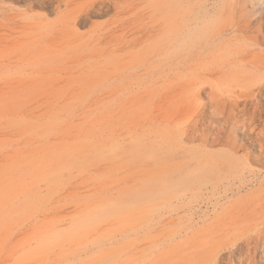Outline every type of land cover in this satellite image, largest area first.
Wrapping results in <instances>:
<instances>
[{
	"label": "rangeland",
	"instance_id": "374dc122",
	"mask_svg": "<svg viewBox=\"0 0 264 264\" xmlns=\"http://www.w3.org/2000/svg\"><path fill=\"white\" fill-rule=\"evenodd\" d=\"M263 76L264 0H0V264H264Z\"/></svg>",
	"mask_w": 264,
	"mask_h": 264
},
{
	"label": "bare ground",
	"instance_id": "6f19581e",
	"mask_svg": "<svg viewBox=\"0 0 264 264\" xmlns=\"http://www.w3.org/2000/svg\"><path fill=\"white\" fill-rule=\"evenodd\" d=\"M264 77V76H263ZM200 172H201V170H200Z\"/></svg>",
	"mask_w": 264,
	"mask_h": 264
}]
</instances>
